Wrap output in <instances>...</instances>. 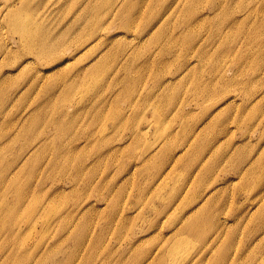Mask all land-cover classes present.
<instances>
[{"label":"rangeland","instance_id":"obj_1","mask_svg":"<svg viewBox=\"0 0 264 264\" xmlns=\"http://www.w3.org/2000/svg\"><path fill=\"white\" fill-rule=\"evenodd\" d=\"M126 3L0 0V264H264V0Z\"/></svg>","mask_w":264,"mask_h":264},{"label":"bare ground","instance_id":"obj_2","mask_svg":"<svg viewBox=\"0 0 264 264\" xmlns=\"http://www.w3.org/2000/svg\"><path fill=\"white\" fill-rule=\"evenodd\" d=\"M123 1L124 2L121 5V0H104V6L99 9V13L105 14V15H111L112 13L116 12L117 10L119 11L120 8L122 9L127 4L126 3L127 0L126 1L123 0ZM14 2L15 1H13V3L7 7V10L5 12H7L8 14H11L12 17L14 16L13 18L11 17L14 30L22 35V37L24 38V41L26 43L27 42L29 43V42L33 41V39L35 38V32L31 28V25H25L24 23L21 22L19 16H15L18 14H15L14 11H12V9H11L12 6L14 5ZM132 22H133V19H130L128 24L131 25ZM138 125H139V127L137 126L138 128H136V133L138 135L141 136V134L142 135L149 134V131L151 129V123L149 121H146L145 118L141 119V117H140ZM155 141H156V143H160L162 141V138L158 137L155 139ZM212 219L215 220L214 218H212ZM199 225H200V221H199V223L196 224L195 220L192 219V224H191L190 228H191V230H193L195 227H197V229H198ZM226 258H227V254L222 255L219 263L223 262Z\"/></svg>","mask_w":264,"mask_h":264}]
</instances>
